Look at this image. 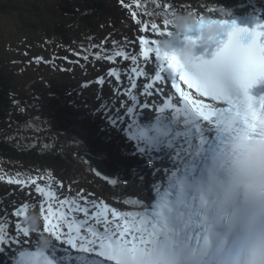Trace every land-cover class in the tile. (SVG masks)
Here are the masks:
<instances>
[{
	"label": "snow or ice",
	"instance_id": "obj_1",
	"mask_svg": "<svg viewBox=\"0 0 264 264\" xmlns=\"http://www.w3.org/2000/svg\"><path fill=\"white\" fill-rule=\"evenodd\" d=\"M119 2L126 9L133 7ZM135 6L143 7L140 0H135ZM156 7L164 10L159 14L163 30L155 21L142 22L134 10L130 15L142 24L141 33L171 35L165 17L176 14V6ZM192 12L199 20L198 35L184 39L203 46L204 52L189 64L162 52L160 39L139 36L144 61L154 54L158 67L143 94L151 97L156 81H170L178 98L174 101L175 94L157 87L155 91L166 96L157 106L155 101L142 103L131 90L121 93L117 88L114 94H126L131 105L122 101L123 115L119 109H108L106 115L107 127L115 130L113 144L97 150L132 169L144 199L122 202L138 210H120L90 198L93 193L85 194L83 189L61 198L58 189L64 184L50 173L47 177L0 175V181L41 197L39 216L29 214V202L14 206L11 214L7 208L0 209V254L11 253V264H264V93L257 96L251 91L264 83V13L254 14L256 22L250 28L239 26L231 11L221 10L219 18L206 17L195 6ZM212 24L226 26L227 31L208 39L204 32ZM90 47L99 50L83 55L84 61L89 55L110 62L122 57L137 65V55L127 51L113 52L103 43ZM74 54L81 56V52ZM130 72L135 77L147 75L136 66ZM107 75L121 81L116 67ZM129 79L135 90L134 78ZM97 83L104 85L105 78ZM190 90L223 106L193 98ZM150 107L156 115L142 120L141 110ZM121 132L132 144L131 157L120 153L126 145L115 144ZM98 134L106 138V129ZM109 182L118 184L115 178ZM34 234L39 238L33 248ZM53 241L67 248L60 249ZM61 251L65 255H58Z\"/></svg>",
	"mask_w": 264,
	"mask_h": 264
},
{
	"label": "trees",
	"instance_id": "obj_2",
	"mask_svg": "<svg viewBox=\"0 0 264 264\" xmlns=\"http://www.w3.org/2000/svg\"><path fill=\"white\" fill-rule=\"evenodd\" d=\"M163 1L181 6L177 0ZM227 1L218 0L222 3ZM235 1L244 3L249 0ZM110 3V0H0V16L17 15L19 28H22L27 41L31 43V50L42 43L47 46L48 39L74 42V45H78L75 41L92 42L96 39L104 44V39L96 32H107L110 22L117 25L116 13ZM154 7L153 1L146 2L137 12L140 15L146 14L152 12ZM44 52L42 47L40 57H43ZM32 57L31 52L29 59ZM58 71V66L43 61L37 67L29 66L25 71H19L5 54H0V157L6 163L16 160L25 165L47 169L64 181L67 188L71 185L72 192L83 189L86 193L93 192L122 205L123 199L117 191L97 177L93 167L81 158L82 151L73 142L78 132L70 129L68 121L62 126L49 122L52 116L48 94L52 89L47 86V82L50 83V76ZM32 81L36 84L30 95L26 86ZM51 86L55 84L51 82ZM16 102L19 104H14ZM49 124L52 130H60L62 133H54ZM65 129L67 135L63 136ZM96 144L100 147L99 141ZM120 153L129 154L123 153L121 148Z\"/></svg>",
	"mask_w": 264,
	"mask_h": 264
},
{
	"label": "rangeland",
	"instance_id": "obj_3",
	"mask_svg": "<svg viewBox=\"0 0 264 264\" xmlns=\"http://www.w3.org/2000/svg\"><path fill=\"white\" fill-rule=\"evenodd\" d=\"M28 2H32L34 0H27ZM38 1V0H36ZM107 1V0H104ZM111 3L110 5L112 6V8L114 9V12L116 13L115 15V20H117V23L119 24H124V25H131L133 23H135L134 19L131 17L130 13L131 11H136L137 12V7L135 6V0H124V2L126 4H132L133 7L131 9H126L125 7H123L121 5V3L119 2V0H110ZM151 1H153V4L155 6L156 9L158 10H163V8H158L156 7L157 4L159 5H163L166 1L163 0H140L141 5H143L146 2L150 3ZM198 0H192L191 2L189 0H177V2L179 4H181L183 6V9L186 8V6H195L196 10L200 13V14H206V9L210 6L209 2L211 3H216L215 1L218 0H206L204 2L200 1L197 2ZM253 2H256L257 0H251ZM226 2H223V4H225ZM229 5V9L230 10H237V3L235 0H229L228 1ZM181 9V10H183ZM188 9V8H187ZM249 9V8H247ZM218 11V10H217ZM240 12V11H238ZM138 13V12H137ZM138 18L141 19V15L138 14ZM124 25H122L124 27ZM132 27V25H131ZM139 28H136V26H133V29L135 31V42L134 45L132 46V50L129 51L130 54L135 53V51L139 48V38L137 39V46H136V38L141 34V32L139 31ZM125 29H128L127 26H125ZM84 37H79V39H82ZM47 41V46H45L43 43L40 44L38 47H34L33 50H31V43H29L27 41V36L25 35V33L22 31V28H19V23H18V17L17 15H6V14H2V16H0V54H5V56L14 63V66L16 69H18L19 71H21L23 69V71H25L26 67H37L39 66V64L41 63V61H43V63H51V62H55L57 60H61V61H69L70 59L74 58V56L76 57V55L74 54L75 52H81V54H85L86 52L84 51V46L82 42L79 41H75L77 42L78 45H74L73 43L70 42H63L60 41L58 39H53V40H46ZM42 47H44L45 52L43 53V57H40V53L42 51ZM31 52L33 53V57L31 59H29V56L31 54ZM64 57H67V60L63 59ZM37 58H42L41 59H37ZM103 66H101L102 68ZM105 68V67H104ZM102 68L100 71L97 70L96 75H106L107 69ZM37 73V72H35ZM82 77L83 78H79L77 83H78V87L76 88L79 89L81 86H85L86 83H82L83 80H86L87 77L84 73H82ZM70 83V82H68ZM144 86L140 87L138 89L137 92H135V94L140 97L142 99V103L147 101L151 104L152 101H155V104H162L164 102L163 98L165 97L164 95H161L159 92H156L155 89L157 87H161L163 89H165L163 86H159L157 85V87H155L152 91H153V95L151 97L149 96H145L143 94L144 92ZM165 93H169L168 91H164ZM165 99V98H164ZM116 102H118V100L116 98H109V104L110 105H114L116 104ZM147 110H149V112H147ZM144 113H148V115H151L152 118L156 115V112L153 111L151 112L150 109H147ZM107 115V112L104 110L102 112V116L105 118ZM147 115V114H146ZM12 163V161L6 163L5 159L0 157V174L1 175H11V176H15L17 174V171H14L13 168L10 166V164ZM17 166V165H16ZM136 185H138L137 182L132 183L131 184V188L127 189L125 191H123L122 193H120L119 195L125 199V198H132V199H140V195L137 194V190ZM1 190L5 191L7 190L5 186L0 187ZM135 189V190H134ZM28 190V189H25ZM24 190L25 194L21 197H18L17 195L12 196L11 198L7 199V205H9L8 207V212L9 214H11V212L13 211V207H18L20 206L22 203L24 202H29L30 205L35 204L36 202H40L41 197H39L38 195H34L33 193L31 195H28V193H26V191ZM29 191V190H28ZM59 193L61 192H66V189H58ZM122 191V190H121ZM34 192V191H32ZM35 193V192H34ZM36 194V193H35ZM62 195H64L63 193H61ZM100 201H103L102 199ZM105 202V201H103ZM105 203H108V201H106ZM111 206L112 203L110 204ZM122 208V205H118ZM127 208L122 209V210H131L133 208V206L131 205H126ZM115 207V206H113ZM119 207V208H120ZM29 213H31V207L29 209ZM14 219V218H13Z\"/></svg>",
	"mask_w": 264,
	"mask_h": 264
},
{
	"label": "clouds",
	"instance_id": "obj_4",
	"mask_svg": "<svg viewBox=\"0 0 264 264\" xmlns=\"http://www.w3.org/2000/svg\"><path fill=\"white\" fill-rule=\"evenodd\" d=\"M165 19L168 20L169 31L172 34L160 37L159 47L161 51L175 54L185 64L193 62L201 54L200 45L184 39V37L191 35L199 27L197 15L192 11H185L167 15ZM226 31V26L212 24L206 28L204 36L208 39H214L218 34ZM33 223H35L34 217Z\"/></svg>",
	"mask_w": 264,
	"mask_h": 264
},
{
	"label": "bare ground",
	"instance_id": "obj_5",
	"mask_svg": "<svg viewBox=\"0 0 264 264\" xmlns=\"http://www.w3.org/2000/svg\"><path fill=\"white\" fill-rule=\"evenodd\" d=\"M140 35H145L147 38H149L150 37V35L148 34V33H141ZM118 39H122V40H124L125 38L124 37H122V36H118ZM56 87H57V84H56ZM55 87V88H56ZM59 88L60 89H62V86H59ZM4 90H6V89H4ZM1 91V90H0ZM3 92V91H2ZM1 92V93H2ZM140 98V97H139ZM140 100H141V98H140ZM49 101V100H48ZM122 101H124V102H126L123 98H120L119 100H118V102H116V104H114V111L116 110V109H119L120 110V114H121V109H123V107H121V102ZM39 102V101H38ZM37 102V103H38ZM141 102H142V100H141ZM49 103V102H48ZM38 106V105H37ZM65 107L71 112V113H74L75 111H74V109H73V106L71 105V101L69 100V101H66L65 102ZM143 110V112H145V110L144 109H142ZM147 114V113H146ZM122 115V114H121ZM146 119L147 120H151L152 119V116L151 115H147L146 116ZM131 148V147H130ZM130 148H128V149H126V150H124L123 151V153H126V152H129V149ZM116 173H124V172H116ZM119 175V174H118ZM136 188V190H137V194L138 195H140V191H141V189H140V187H138V185L135 187ZM135 190V189H134ZM4 195H5V197H6V206L4 207V208H7L8 209V207H9V205H7V196H6V193H4ZM140 199H144V197L143 196H141L140 195ZM0 209H3V207H1L0 206ZM133 210H138V209H133ZM9 213V212H8Z\"/></svg>",
	"mask_w": 264,
	"mask_h": 264
},
{
	"label": "water",
	"instance_id": "obj_6",
	"mask_svg": "<svg viewBox=\"0 0 264 264\" xmlns=\"http://www.w3.org/2000/svg\"><path fill=\"white\" fill-rule=\"evenodd\" d=\"M94 168H95V172H100V175H99V177L101 178V179H103L104 181H106V182H108L109 184H110V182H109V180L110 179H112V178H115V179H117V177H116V175L115 174H112V175H110L107 171H105L99 164H97V163H94ZM105 176H107L108 178H109V180H105L104 179V177ZM118 180V179H117ZM122 183H121V181L120 180H118V184L117 185H111L113 188H116V187H118L119 185H121Z\"/></svg>",
	"mask_w": 264,
	"mask_h": 264
}]
</instances>
